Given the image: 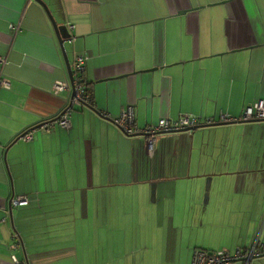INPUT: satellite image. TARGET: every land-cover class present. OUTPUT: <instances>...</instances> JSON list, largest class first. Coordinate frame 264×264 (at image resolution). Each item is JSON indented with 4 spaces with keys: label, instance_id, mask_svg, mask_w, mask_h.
Returning <instances> with one entry per match:
<instances>
[{
    "label": "crops",
    "instance_id": "crops-1",
    "mask_svg": "<svg viewBox=\"0 0 264 264\" xmlns=\"http://www.w3.org/2000/svg\"><path fill=\"white\" fill-rule=\"evenodd\" d=\"M42 1L57 25L73 24L63 47L69 63L86 54L95 109L74 106L68 127L39 125L65 106L68 92L52 91L68 79L65 57L38 0H0V264H111L97 260V244L131 241L109 234L106 215L97 221L108 209L96 199L121 192L153 211L141 216V264L264 245V119L156 133L149 148L147 135L103 115L131 103L143 127L184 113L238 116L264 99V0ZM17 195L28 202L11 204Z\"/></svg>",
    "mask_w": 264,
    "mask_h": 264
},
{
    "label": "built area",
    "instance_id": "built-area-1",
    "mask_svg": "<svg viewBox=\"0 0 264 264\" xmlns=\"http://www.w3.org/2000/svg\"><path fill=\"white\" fill-rule=\"evenodd\" d=\"M10 28L14 31H18L20 28L19 23L9 24ZM69 32L73 28V24L68 25ZM86 54L83 52H76L73 55L72 62L70 63L72 82L69 79L56 80L53 83V93L59 94L60 92H68L66 103L61 112L54 118H46L39 124L44 128H51L55 123L62 127H68L70 125L69 115L74 106H87L91 103V92L88 90L84 80L83 72L85 66ZM5 59L0 57V63H4ZM0 83L8 87L9 79L0 78ZM73 91V94L71 92ZM136 108L133 104L129 103L122 108L117 116H110L107 113L103 115L116 124L119 129L129 135L135 132H144L148 136V147H152V141L154 135L157 132L168 131L171 129H181L185 127H191L197 124H209L217 121L229 122V121H247L253 119H264V99H258L255 102L247 103L241 109L238 116H231L226 113H221L218 119L213 116L202 117L200 115L184 113L180 114L175 119L167 117H160L156 122L146 124L143 127H137L135 124ZM31 130H27L21 133L20 137L30 140L32 139ZM28 200L25 195L13 196L10 199V203L13 205L25 204ZM264 251V245L258 243V238L247 247L237 248L234 252H230L228 249H204L196 248L193 252L191 264H226L232 260H241L242 264H249V261L253 256ZM12 258L17 262V258L13 255Z\"/></svg>",
    "mask_w": 264,
    "mask_h": 264
},
{
    "label": "rangeland",
    "instance_id": "rangeland-1",
    "mask_svg": "<svg viewBox=\"0 0 264 264\" xmlns=\"http://www.w3.org/2000/svg\"><path fill=\"white\" fill-rule=\"evenodd\" d=\"M96 202L102 204L100 208L105 206L108 209V213L99 212L97 221H100L106 215L108 225L105 228L110 230L109 234H112L113 230H119L121 236H127L131 241L128 244H110L111 251L108 250V252L102 247V245H106V242L97 244V260L99 261L100 257L107 258V256L101 254H108L113 259L111 264H141V241H136L141 240V216L142 218L151 217L153 211L150 210V206L141 203V194H137V192L133 194L121 192L110 196L108 201H106L104 194L98 195ZM163 213L162 211L160 216ZM102 229L98 228L97 235L103 234ZM124 245L128 248L123 249Z\"/></svg>",
    "mask_w": 264,
    "mask_h": 264
},
{
    "label": "water",
    "instance_id": "water-1",
    "mask_svg": "<svg viewBox=\"0 0 264 264\" xmlns=\"http://www.w3.org/2000/svg\"><path fill=\"white\" fill-rule=\"evenodd\" d=\"M38 1L42 4L43 8L45 9L47 15L49 16V18H50V20H51V22L53 24V27H54V29L56 31L58 42H59V44L61 46V49L63 51V55L65 57L64 59H65V64H66V68H67V71H68V79H69V81L72 82V78L73 77H72V73H71L70 63H69V61H68V59L66 57L65 49L63 47V41L65 39H64V37H62V33H68V29L64 25L63 26L62 25H57L55 20H54V18H53V16H52V14H51V12L48 9V6L46 5V3L44 1H42V0H38ZM150 69H153V68H150ZM71 94H73V91L71 92ZM87 106H89L91 108H94L91 104H89ZM253 120H259V119H253ZM229 122H233V121H229ZM213 123L216 124V123H228V122H213ZM213 123H209V124H213ZM209 124H197V125H194V126H191V127H185V128H181V129H171V130L163 131V132H172V131H178V130H193V129L197 128V127H201V126H205V125H209ZM157 133H162V132H157ZM137 134L138 135L139 134L147 135V133H144V132H135V133H132V134H129V135H137ZM255 256L256 257L264 256V252L256 254ZM255 256H253V257H255Z\"/></svg>",
    "mask_w": 264,
    "mask_h": 264
},
{
    "label": "trees",
    "instance_id": "trees-1",
    "mask_svg": "<svg viewBox=\"0 0 264 264\" xmlns=\"http://www.w3.org/2000/svg\"><path fill=\"white\" fill-rule=\"evenodd\" d=\"M91 103H92V95H91Z\"/></svg>",
    "mask_w": 264,
    "mask_h": 264
}]
</instances>
